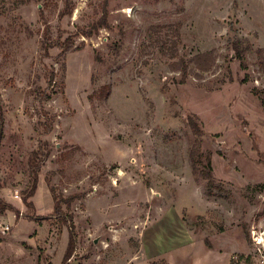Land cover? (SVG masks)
<instances>
[{
	"label": "rangeland",
	"instance_id": "obj_1",
	"mask_svg": "<svg viewBox=\"0 0 264 264\" xmlns=\"http://www.w3.org/2000/svg\"><path fill=\"white\" fill-rule=\"evenodd\" d=\"M259 49L264 0H0V264H61L70 224L69 264H264Z\"/></svg>",
	"mask_w": 264,
	"mask_h": 264
},
{
	"label": "trees",
	"instance_id": "obj_2",
	"mask_svg": "<svg viewBox=\"0 0 264 264\" xmlns=\"http://www.w3.org/2000/svg\"><path fill=\"white\" fill-rule=\"evenodd\" d=\"M177 46V42H172L171 43V48L172 51H175ZM233 49L235 51V54L238 58H241L244 54V49L240 47L239 44H234ZM257 57H258V64L261 67L262 70H264V49H259L256 52ZM194 67L200 71V72H208L212 66L214 65L215 61V52L214 51H209V52H204L201 54H197L193 56L190 60ZM181 75L182 79L181 81L187 77V70H186V65H182L181 67ZM107 87H103L100 90V94H103L104 92H107ZM197 118H187V126L191 129L193 135L195 136V139L191 145V148L188 152V158L191 164L192 172L194 176H197V178H201L207 181V184L209 187L214 186V181L211 175V159L209 155H204L201 153L200 150V140L199 137L201 136V129L200 125L197 123ZM3 113H2V107H1V98H0V145L1 141L3 139ZM37 153H33L32 157L29 159V169H30V177L32 180L31 188L26 194V199H29L32 197L35 193L36 185H37V178H38V165L37 163ZM53 198V217H60L62 215V207L61 203L62 200H59V197L55 196L52 194ZM60 201V202H59ZM68 201L65 200V203ZM27 206H31V204H27ZM11 209V207L6 206L1 200H0V214L3 213L5 210ZM68 242L66 246L65 253L63 255L61 264H69V260L74 252L75 248V235H74V229L73 225L70 224L69 226V232H68ZM150 264H166L164 261H154Z\"/></svg>",
	"mask_w": 264,
	"mask_h": 264
},
{
	"label": "built area",
	"instance_id": "obj_3",
	"mask_svg": "<svg viewBox=\"0 0 264 264\" xmlns=\"http://www.w3.org/2000/svg\"><path fill=\"white\" fill-rule=\"evenodd\" d=\"M12 227V224L7 223L6 221H4L3 217H0V234H8L11 231Z\"/></svg>",
	"mask_w": 264,
	"mask_h": 264
},
{
	"label": "crops",
	"instance_id": "obj_4",
	"mask_svg": "<svg viewBox=\"0 0 264 264\" xmlns=\"http://www.w3.org/2000/svg\"><path fill=\"white\" fill-rule=\"evenodd\" d=\"M70 264H75V263H70Z\"/></svg>",
	"mask_w": 264,
	"mask_h": 264
}]
</instances>
